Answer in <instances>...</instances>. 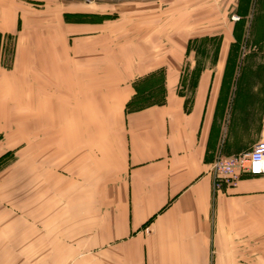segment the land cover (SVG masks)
Returning <instances> with one entry per match:
<instances>
[{
    "label": "crops",
    "instance_id": "crops-1",
    "mask_svg": "<svg viewBox=\"0 0 264 264\" xmlns=\"http://www.w3.org/2000/svg\"><path fill=\"white\" fill-rule=\"evenodd\" d=\"M13 5L0 0L1 36L23 26ZM23 30L11 70L0 57V134L73 133V146L54 141L73 147V186L56 189L73 202L1 215L0 264H264V177L215 192L211 173L264 141V129L229 130L238 91L264 84V59L223 42L192 58L157 29L114 55L102 38L77 49Z\"/></svg>",
    "mask_w": 264,
    "mask_h": 264
},
{
    "label": "rangeland",
    "instance_id": "rangeland-1",
    "mask_svg": "<svg viewBox=\"0 0 264 264\" xmlns=\"http://www.w3.org/2000/svg\"><path fill=\"white\" fill-rule=\"evenodd\" d=\"M13 1L14 18L18 15L23 26L13 34L0 35L1 63L9 70L14 66L18 33L22 29L29 36L38 31L55 33L63 39L59 40L63 45L71 43L77 49L102 38L108 43L103 50L113 55L133 43L142 45L144 40L140 39L146 35L151 34L149 38L153 40L152 31L157 29L159 44L169 38L188 43L193 50L192 58L213 59L212 52L198 50L223 42L237 44L239 50L247 48L246 54L240 51L239 59L243 54L253 62L264 59V52L254 48L264 43V0L257 3V0ZM234 17L239 20L235 22ZM186 70L188 67L185 74ZM252 87V92L248 90L245 95L253 98L241 96L240 91L235 96L230 114L231 132L237 125L254 132L264 129V84L255 82ZM237 112H242V116L238 117ZM61 118L65 124L69 122L67 116ZM59 139L73 146V133L20 130L0 134V216L9 210L20 215L21 208L32 209L37 204L73 202V189L72 194L71 190L64 195L56 192L60 188L62 192L68 191L73 186V147L63 153L54 142ZM34 213L26 215H37ZM32 219L30 223L35 221ZM2 244L0 250H7L6 242ZM17 246L14 244L15 252Z\"/></svg>",
    "mask_w": 264,
    "mask_h": 264
},
{
    "label": "built area",
    "instance_id": "built-area-1",
    "mask_svg": "<svg viewBox=\"0 0 264 264\" xmlns=\"http://www.w3.org/2000/svg\"><path fill=\"white\" fill-rule=\"evenodd\" d=\"M233 20L237 22L239 18ZM211 173L215 192L237 187L244 177H264V141L240 154L217 157Z\"/></svg>",
    "mask_w": 264,
    "mask_h": 264
}]
</instances>
